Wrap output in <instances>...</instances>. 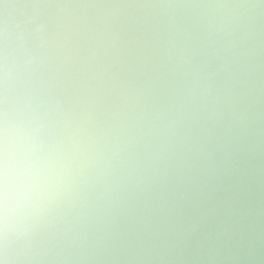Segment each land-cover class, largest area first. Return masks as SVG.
Instances as JSON below:
<instances>
[{
  "label": "clouds",
  "instance_id": "obj_1",
  "mask_svg": "<svg viewBox=\"0 0 264 264\" xmlns=\"http://www.w3.org/2000/svg\"><path fill=\"white\" fill-rule=\"evenodd\" d=\"M0 264H264V0H0Z\"/></svg>",
  "mask_w": 264,
  "mask_h": 264
}]
</instances>
